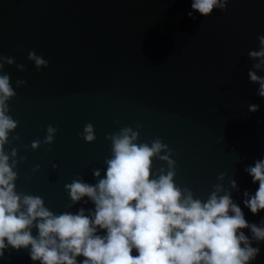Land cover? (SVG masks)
I'll return each instance as SVG.
<instances>
[{
    "label": "water",
    "instance_id": "water-1",
    "mask_svg": "<svg viewBox=\"0 0 264 264\" xmlns=\"http://www.w3.org/2000/svg\"><path fill=\"white\" fill-rule=\"evenodd\" d=\"M261 35L264 0H231L208 17L191 0H0V55L16 61L4 67L17 93L9 114L18 121L5 149L26 157L15 169L17 191L42 197L57 214L94 208L87 197L70 207L65 185L79 177L96 183L93 169L103 176L111 156L106 136L132 127L139 143L159 138L173 151L177 185L206 200L221 184L260 225L264 210L254 215L243 201L259 187L245 168L264 159V98L248 76L256 63L248 53L259 50ZM32 50L47 68L28 60ZM18 79L27 85L16 88ZM88 123L92 143L81 136ZM49 124L58 129L54 143L33 150ZM160 168L168 165L155 158L154 172ZM252 246L261 250L252 264H264V242ZM0 264L39 262L9 248Z\"/></svg>",
    "mask_w": 264,
    "mask_h": 264
},
{
    "label": "clouds",
    "instance_id": "clouds-1",
    "mask_svg": "<svg viewBox=\"0 0 264 264\" xmlns=\"http://www.w3.org/2000/svg\"><path fill=\"white\" fill-rule=\"evenodd\" d=\"M230 2L191 0V9L208 17L217 9L226 12ZM188 15L192 17V12ZM258 41L259 50L248 53L256 61L248 76L259 85L257 95L264 98V76L258 75L264 71V35ZM27 58L38 70L49 66L35 50ZM5 64H16L15 58L0 55V257L11 248L28 250L31 260L39 264H252L256 260L261 250L252 245L264 242V221L249 223L221 184L213 185L206 200L177 185L173 151L159 138L139 143L140 132L132 127L106 136L111 141V156L105 160L103 176L100 169H93L96 183L79 177L65 185L70 207L87 197L85 202L90 201L94 208L57 214L42 197L18 192L15 169L26 157L17 159V148L10 153L5 149L18 127L9 114V101L17 93L4 72ZM16 67L25 71L23 64ZM26 85V80L18 79L15 87ZM248 107L253 113L259 109L255 104ZM57 131L49 124L44 140L32 142V149L52 145ZM81 136L94 142V126L86 124ZM14 139L19 141L20 136ZM155 158L165 161L168 168L154 172ZM39 169L37 164L33 172ZM245 171L259 185L254 194L245 191L243 201L256 215L264 210V159ZM224 177L222 173L218 179ZM230 183L237 187L235 180ZM243 229L250 230L251 237Z\"/></svg>",
    "mask_w": 264,
    "mask_h": 264
}]
</instances>
